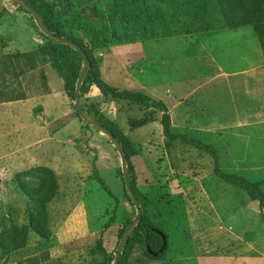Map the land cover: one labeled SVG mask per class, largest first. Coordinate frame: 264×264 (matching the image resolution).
<instances>
[{"label": "rangeland", "instance_id": "obj_1", "mask_svg": "<svg viewBox=\"0 0 264 264\" xmlns=\"http://www.w3.org/2000/svg\"><path fill=\"white\" fill-rule=\"evenodd\" d=\"M35 1V6L58 34L79 41L86 48L96 62L97 72L106 58L113 55L122 58L119 49H125L129 55L127 62L131 61L135 56L131 54V44L239 26H251L264 48V0H257L259 10L251 14L249 5L246 6L249 0ZM261 13L262 22L253 24L251 20L258 21ZM49 43L31 15L9 0H0V104L43 96L48 82L52 81L56 89L64 87L66 91L61 111L78 120L73 93L83 63L73 52ZM82 103L105 120L93 96H86ZM153 113L149 114L151 118H154ZM81 123L84 130L96 132L97 137L115 151L103 133ZM114 126L119 129L118 125ZM230 135L225 138L230 150L222 142L214 145L220 156L221 170L258 185L264 195V143L257 142L258 137H251L250 143L244 139L235 142ZM18 138L12 136L7 140L15 142ZM204 138L199 137V140L209 145ZM150 143L149 148L156 149L154 157L150 156L154 158L151 159L153 166L144 159H134L135 190L146 214L154 201L155 214L161 215L156 225L168 237V256L174 258L180 252L183 256L200 258L202 264H239L240 259H249L248 251L251 260L257 255L263 257L264 206L261 202L247 190L229 185L214 173L212 179L217 182L210 188L219 211L212 220L208 215L206 220H201L196 211L186 215L178 207L161 202L165 192L157 181L171 173L170 168L164 167L165 153L170 159L176 154H172L168 142L159 137ZM197 153L214 161L205 150ZM233 160L238 163L237 167ZM6 163L0 168L11 167ZM120 169V181L114 170L102 171V178L110 188L105 191L98 183L83 185V179L76 175L74 183L61 186L63 199L55 207L51 203L58 195L59 185L48 168L31 169L0 179V264H114L120 233L137 214L126 195L122 162ZM84 186L86 189L82 190ZM223 197H232V204L220 209ZM95 200H100V205ZM210 223L216 231L209 229ZM137 255L136 251L134 256Z\"/></svg>", "mask_w": 264, "mask_h": 264}, {"label": "crops", "instance_id": "obj_2", "mask_svg": "<svg viewBox=\"0 0 264 264\" xmlns=\"http://www.w3.org/2000/svg\"><path fill=\"white\" fill-rule=\"evenodd\" d=\"M245 27L249 29L215 30L131 44V54L135 55L131 61L127 62V51L119 49L122 58L113 55L102 61L101 78L113 88L163 102L171 116L173 135L203 144L206 142L199 137H205L215 151L214 145L218 142L230 150L225 141L230 133L235 142L244 139L250 143L251 137H258L256 141L264 143V48L258 33L251 26ZM59 94L61 96L57 97ZM65 95L64 87L58 90L50 81L43 96L0 104V165L8 162L12 167L0 168V179L31 169L48 168L59 185L58 195L51 203L54 207L63 199L61 186L74 183L76 175L83 179V185H93L100 184L95 172L103 180V170H114L116 179L120 181L121 171V158L114 146L115 151L101 141L96 132L84 130L80 118L75 120L73 115L63 114L60 107L67 98ZM87 96L98 101L105 120L118 125L133 145L136 151L130 159L133 167L136 158L149 161L153 166L151 159L154 158L150 159V156L154 157L156 149L153 151L149 147L155 137L168 142L171 153L176 157L170 159L165 153L164 167L170 168L171 173L157 181L165 192L161 202L178 207L186 215L196 211L201 220H206V215L210 220L213 215H218L219 204L210 188L217 182L212 179L213 173L216 175L215 162L203 158L197 153L202 149L182 139L165 138L162 112L155 111L152 122L134 128L131 122L144 119L152 110L137 103L105 97L96 88H92ZM12 136L19 138L15 142L8 141L7 137ZM217 155L219 166L218 152ZM236 162L234 166L237 167ZM249 200L248 195L247 207ZM95 202L100 205V200ZM231 204L232 197H223L220 209ZM154 205L153 201L146 215L157 226V218L161 215L155 214ZM209 229L216 231L212 223ZM129 250L127 264H202L200 258L183 256L180 252L170 258L168 250L162 260H153L139 244L132 245ZM136 251L138 255L134 256ZM247 256L249 259H240L238 263L264 262V256L257 255L251 260L249 251Z\"/></svg>", "mask_w": 264, "mask_h": 264}, {"label": "trees", "instance_id": "obj_3", "mask_svg": "<svg viewBox=\"0 0 264 264\" xmlns=\"http://www.w3.org/2000/svg\"><path fill=\"white\" fill-rule=\"evenodd\" d=\"M24 1H26L30 6H32L39 13V15L41 16V19L43 20L44 24L48 27V29L51 30L52 33H54L55 35L60 36V37L68 38V37L63 36L61 34H58V32H56V30L49 24V22L46 20V18L43 15V13L35 6V2H36L35 0H24ZM247 4L249 5V9H248L249 11L248 12L250 14L252 12H254V11L259 10V6H258L257 0H249L246 3V6H248ZM15 6H17V5H15ZM20 9L23 12H25L22 8H20ZM27 14H29V13H27ZM251 22L253 24H257V22H262V13H261V15H259L258 21H256V19H253V20H251ZM241 27H245V26H239V27L234 28V29H238V28H241ZM68 39H70V40L74 41L75 43H77L83 49V51H85V53L87 54V56H88V58L90 60V63H91L90 72H89V74H88V76H87V78L85 80V83L83 85V88H82L81 103L85 99V97L88 95L90 90L92 88H96L105 97H111V98H114L116 100H123V101H126V102L137 103L139 105L147 107L148 109L152 110L153 112H155V111L162 112L163 116H162V119H161V125L163 126V132H164V137L165 138L170 139V140L182 139L186 143H188L189 145L195 146V147H197L199 149H202L203 151L205 150L206 152H209L210 155L214 158L215 166H216V175L219 178L223 179L224 181H226L227 183H229L231 185H238L242 189L247 190L248 193H250L256 200L260 201L261 204L264 206V195L258 190V185L248 183L245 180H243V179H241V178H239V177H237L235 175L226 174V173L221 171V169L218 166V155H217V152L213 149V147L207 146V145H205V144H203L201 142L188 140V139H185L182 136H176V135L172 134V131H171V127H172L171 116H170V114L168 112L167 107L165 106V104L163 102L153 100V99L149 98L148 96L140 94V93H134V92H130V91H122V90H119L117 88H113V87L109 86L106 82H104L102 80L99 70H98V72L96 71L97 70L96 62L87 53L86 48L83 47L82 44L79 41L73 40L71 38H68ZM49 42H50L49 44H51L53 46H56V47L67 49V50L73 52L79 58H81L79 53H77L75 50L71 49L69 46L58 45V44L54 43L51 39H49ZM49 57L52 58V55L50 53H49ZM81 61H82V59H81ZM82 63H83V61H82ZM80 68L82 70L83 65ZM73 98H74V100L76 99V91L73 93ZM82 106H83V109L89 115L94 117L101 125H103L111 133H113L119 139V141L122 143V145L124 146L126 154H127V158L129 159V165H130V169H131L132 186H133V189L135 190L134 167H133V165L131 164V161H130L131 157H133L136 154V153H134L135 149H134L133 145L123 135V133L118 128H116L113 125L112 122L100 119L96 114H94L90 110H87V108L83 105V103H82ZM93 107H95V106H93ZM94 112H96V111H94ZM78 118L81 119L79 114H78ZM81 121H83V120L81 119ZM152 121H153V118H151L148 115V116H146L144 119H142L140 121H132L131 125L134 128H140V127H143V126L147 125L148 123H150ZM87 126H89V125H87ZM94 169H95V167H94ZM95 178L101 184L103 189H108L106 184L104 183V181L98 176L97 172H95ZM124 183H125V181H124ZM125 191H126V195H127L128 199L130 200V198L128 196V193H127L126 185H125ZM135 193H136V190H135ZM130 202L132 203L131 200H130ZM133 206H134V204H133ZM130 224H131V222L128 223L124 227L122 232L120 233V236H119V239H118L119 240L118 241V246H119V243H120V240H121L123 234L125 233L126 229L128 228V226ZM135 244L141 245L145 249V252H146L147 256H149L153 260H158V261L162 260L167 254V250H168V237H167V235L165 234V232L161 228L153 225L150 222L148 216L146 215V213L144 211H143V218H142L141 223L133 231V233L131 234V236H130V238H129L126 246H125V249H124L122 257H121L120 264H124V262L127 264V259H124L126 251H127L128 247H129V245H135ZM117 249H118V247H117ZM116 253H117V251H116Z\"/></svg>", "mask_w": 264, "mask_h": 264}, {"label": "water", "instance_id": "obj_4", "mask_svg": "<svg viewBox=\"0 0 264 264\" xmlns=\"http://www.w3.org/2000/svg\"><path fill=\"white\" fill-rule=\"evenodd\" d=\"M9 1L12 4L17 5L18 7L22 8L25 12L29 13L33 17L34 21L36 22L41 32L45 36H47L49 39H51L54 43L58 45L69 46L71 49L75 50L81 56V59L83 61V68H82V71L80 73V76L77 82L76 99H75L77 112L80 115L81 119L87 125L103 133L104 136L114 145V147L118 151L120 158H121V162H122V170H123V176H124L127 193L137 211L135 219L131 222V224L126 229L125 233L123 234L120 240V243L117 249L114 264H120L123 251L125 249V246L131 234L142 221L143 210L141 208V204L135 193V190L133 189V186H132L131 169L129 165V159L127 158V154H126L124 146L113 133H111L108 129H106L103 125H101L94 117L89 115L83 109V106L81 103V92H82V88L85 83V80L90 72V66H91L90 60L87 54L85 53V51H83V49L77 43H75L74 41L68 38L60 37L52 33L51 30L48 29V27L44 24L39 13L32 6H30L26 1L24 0H9Z\"/></svg>", "mask_w": 264, "mask_h": 264}]
</instances>
